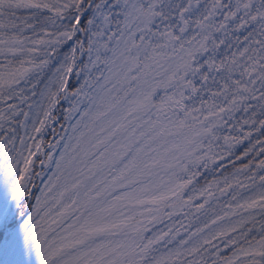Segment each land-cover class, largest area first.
I'll return each mask as SVG.
<instances>
[{
    "label": "snow or ice",
    "instance_id": "snow-or-ice-1",
    "mask_svg": "<svg viewBox=\"0 0 264 264\" xmlns=\"http://www.w3.org/2000/svg\"><path fill=\"white\" fill-rule=\"evenodd\" d=\"M0 264H264V0H0Z\"/></svg>",
    "mask_w": 264,
    "mask_h": 264
}]
</instances>
